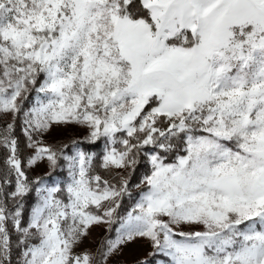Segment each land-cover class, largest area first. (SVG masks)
Masks as SVG:
<instances>
[{
  "label": "snow or ice",
  "instance_id": "6c2138e0",
  "mask_svg": "<svg viewBox=\"0 0 264 264\" xmlns=\"http://www.w3.org/2000/svg\"><path fill=\"white\" fill-rule=\"evenodd\" d=\"M0 121V264H264V0H0Z\"/></svg>",
  "mask_w": 264,
  "mask_h": 264
},
{
  "label": "rangeland",
  "instance_id": "374dc122",
  "mask_svg": "<svg viewBox=\"0 0 264 264\" xmlns=\"http://www.w3.org/2000/svg\"><path fill=\"white\" fill-rule=\"evenodd\" d=\"M84 135V131L79 128H74V127H69V128H57L55 129L52 134L48 137H46L47 141L49 143H55L56 141H61V140H67L69 138H81ZM172 162V161H169ZM47 171V168L44 165H41L40 167L36 168L33 175L36 174H43L44 172ZM139 183V182H138ZM136 183V184H138ZM138 190V189H137ZM138 198V195L136 196L135 199ZM134 199V200H135ZM134 200L130 203L129 207L125 210H120V214L123 215L124 212H126L131 204L134 202ZM119 224L117 223L116 225H113V229L118 227ZM106 227H93L91 231V236L84 241V243L81 245V248H87V249H95L96 247V242L102 238L105 235H109L111 238H115L116 233L113 230L111 233H108L106 231ZM187 230V229H186ZM150 247L144 240H137L135 242H132L128 245H126L123 249L122 252L117 256L120 258L125 264H136L138 260L148 258L147 253L150 251ZM116 258V257H114ZM150 261V264H152L151 258H148Z\"/></svg>",
  "mask_w": 264,
  "mask_h": 264
},
{
  "label": "trees",
  "instance_id": "16d2710c",
  "mask_svg": "<svg viewBox=\"0 0 264 264\" xmlns=\"http://www.w3.org/2000/svg\"><path fill=\"white\" fill-rule=\"evenodd\" d=\"M0 123H2V121H0ZM95 151L99 152V147H97L96 149H94ZM169 161H172L171 158L169 159ZM168 161V162H169ZM98 163V161H97ZM149 169V165L147 164L146 161H142V163L138 166L137 171L135 173V175L133 176V180H132V184H136L138 182H140V179L142 177V175L147 172ZM102 171V170H101ZM107 178V176H106ZM139 190L134 189L133 190V199L129 200L127 197L124 198V201L122 203V211L127 209L130 205V203L136 198V196L138 195ZM115 261L118 262V264H125L120 258L116 257L114 258ZM135 264V263H134Z\"/></svg>",
  "mask_w": 264,
  "mask_h": 264
}]
</instances>
